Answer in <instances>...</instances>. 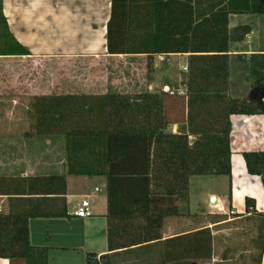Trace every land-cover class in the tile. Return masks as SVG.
<instances>
[{
	"label": "trees",
	"instance_id": "obj_1",
	"mask_svg": "<svg viewBox=\"0 0 264 264\" xmlns=\"http://www.w3.org/2000/svg\"><path fill=\"white\" fill-rule=\"evenodd\" d=\"M190 9L189 0H111L106 50L110 57L191 52L184 97L188 132L195 139L191 148L187 135L175 139L163 132V98L148 91L133 95L116 90L99 94L51 91L37 96L31 105L30 116L33 108L37 113L32 126L37 135L53 133L56 126L52 125L56 122L67 139L69 158L71 154L77 158L86 172L90 157L107 167L110 215L113 206L126 203L137 207L122 213L125 216L150 218L171 214L165 199L152 189L155 180L170 182L168 175H175L186 186L190 175L229 178L230 116L264 113L257 99L237 100L228 93L226 14H212L207 29H191ZM247 10L244 5L238 9ZM29 54L18 44L4 42L0 46V56ZM263 75H257L260 87L264 85ZM243 157L248 172L264 181V152H244ZM0 194L24 192L0 179ZM251 202L254 209V201L246 198L247 207ZM157 204L164 206L157 208ZM65 214L64 209L55 211L42 206L38 199L21 200L15 209L0 214V257L24 264H45L46 249L32 247L28 242V220ZM185 240L176 238L160 244L159 264L176 263L178 251L184 256L210 257L208 229L196 231ZM109 243L111 247L118 245L111 237ZM140 248L149 250L154 245L148 243Z\"/></svg>",
	"mask_w": 264,
	"mask_h": 264
},
{
	"label": "crops",
	"instance_id": "obj_2",
	"mask_svg": "<svg viewBox=\"0 0 264 264\" xmlns=\"http://www.w3.org/2000/svg\"><path fill=\"white\" fill-rule=\"evenodd\" d=\"M189 1L192 16L191 29L194 27H199L201 30L207 29L208 18L212 14L219 12L226 14V28L229 33L227 54L230 65L228 93L234 97L244 94L245 99H249L246 96L258 99L256 103L264 110V85L260 87L256 82L257 75L261 76L264 73V0ZM35 3L37 5L39 2ZM33 4V0H0V46L1 38H3V41L7 39L5 42L12 45L18 44L30 53L29 55L0 56V60L32 59V48L24 42L21 31L27 30L38 22L36 18H33ZM241 5L246 6L248 10L238 11ZM232 7L236 10H232ZM38 8L40 15L63 14L74 17L80 14L90 15L91 12L94 16L97 10L94 2L83 6L59 7L57 4V6H38ZM90 9L92 11H89ZM70 16L69 18L72 19ZM94 23H92L93 26L97 28L96 21ZM10 32L15 34L16 39ZM38 54L46 58L91 56L90 53H67L64 50ZM190 54L191 52L168 55L180 57L179 67L183 72V68L188 66ZM234 68L240 70L237 77L232 70ZM184 73H187V69L182 74ZM232 79L234 81L231 82ZM182 81L186 88L187 77ZM163 87H168L175 94L170 95L163 90ZM185 90L181 88V85L169 81L162 82L157 78L151 81L148 93L161 96L165 102L176 98L185 102V94H183ZM99 93L105 92H95V94ZM261 95L263 98L259 100ZM185 110L187 115L186 106ZM229 119L231 156L230 177L226 176V188L220 191H206L201 187L197 189L203 185L204 177L213 176L190 175L187 186L183 185L181 179L179 180L175 175H168L171 179L168 183L155 180L152 189L158 196L165 199L167 205L171 207V214L150 218L122 215L137 207L130 203L113 206V215H110L107 167L90 157L89 169L86 172L77 158L72 154L69 158L68 151L66 152L63 146L59 145L66 139L64 136L51 134L31 136L30 131L25 129L24 135L20 136L21 140L15 138L11 140L15 143H25L24 152L10 151L7 154L0 152V175L12 176L7 177L10 178V186H17L24 192L23 195L0 194V214L8 213L15 209V205L21 200L28 199H38L42 206L55 211L65 210L64 216L37 217L28 220V242L32 247L46 249L45 264H103L104 261L111 264L118 258H121V264H126L131 258L128 256L147 250L140 246L153 243L154 248L161 247L160 244L165 240L176 238L185 240L187 236L203 229L211 230L215 243V233L220 235L217 240L223 239L221 235L228 230L227 228L232 227L233 223H238L237 221L251 216L264 219V181L261 176L248 172L243 157L244 152H264V113L234 114ZM162 127L164 133L174 135L175 139H178L176 137L180 135H187L188 146L191 148L193 136L188 132L186 120L181 123L177 120L167 122L163 118ZM31 138H36L41 143L39 153L33 154L32 145L28 140ZM54 141L56 142L55 150L52 146ZM6 159H8L7 162ZM213 197L216 198L215 204L211 203ZM246 198L254 201V209L251 206L252 202L247 207ZM83 200L90 202L91 214L87 217H77L74 212ZM162 206L164 205H155L157 208ZM225 215L234 216L227 218ZM148 224H151V227ZM262 231L264 232V227ZM109 237L118 245L111 247ZM128 238L133 240L125 244L117 242V240ZM146 239L151 241L145 242ZM215 249L213 244L212 263L217 261ZM263 261L264 248L260 264H263ZM0 264H24V262L0 257Z\"/></svg>",
	"mask_w": 264,
	"mask_h": 264
},
{
	"label": "rangeland",
	"instance_id": "obj_3",
	"mask_svg": "<svg viewBox=\"0 0 264 264\" xmlns=\"http://www.w3.org/2000/svg\"><path fill=\"white\" fill-rule=\"evenodd\" d=\"M37 1L39 3L36 5ZM33 2V18H36L38 22L34 23L32 27H28L27 30L21 31L24 42L32 48V59L0 60V152L4 154L10 151L24 152L25 143H15L11 140L14 138L21 140L20 136L24 135L25 129L30 131L31 136L37 135L32 128L37 113L33 108L32 116H30V108L36 102L37 96L49 94L51 91L55 93L68 91L95 93L116 90L133 95L148 91L151 81L157 78L162 82L169 81L186 89L182 79L185 80L187 73L182 74L184 71L182 72L179 67L181 61L178 56H169L168 54L153 57L145 55L108 56L105 22L110 15L111 0H33ZM74 2L75 4H73ZM93 2L97 9L94 16L91 15L92 12L90 15L80 14L77 17L63 14L58 15L60 17L46 16L40 15L38 8V6H57V4L59 7L83 6ZM47 17L48 20H46ZM94 21L97 23V28L93 26ZM10 33L16 39L15 34ZM1 39L2 43L7 41V39L4 41L3 38ZM59 50H64L67 53H90L91 56L87 58H67V56L65 58L51 56L46 58L38 54L41 52L56 53ZM158 56H163V60ZM166 58H169L170 61L167 62ZM232 70L237 74L236 77L239 76V69ZM234 80L232 79L231 82ZM232 98L242 100L245 99V96L242 94V96H232ZM246 98H250V96H246ZM262 98L263 95L259 100ZM163 105L166 113L165 117H162V122L163 118L167 122L177 120L181 123L186 120L184 101L176 98L164 101ZM55 123L52 126H56V129L51 135L65 137L63 129L59 130ZM28 140L32 145L33 154L39 153L41 143L38 139ZM59 145L63 146L66 152L68 151L67 139L61 141ZM52 146L55 147V150V141L52 142ZM7 177L12 176L0 175V179L9 181L10 178ZM226 186V176L220 175L204 177L203 185L197 189L201 187L206 191H220L224 190ZM228 216L234 215H225L227 218ZM237 222L233 223V226L227 228L228 230L221 235L224 237L223 239L217 240L220 235L215 233V243L213 234L208 229L211 234L209 258L194 257L188 254L184 256L178 251V261L174 264H260L264 248V232L262 231L264 219L251 216ZM78 225L81 226L80 223ZM148 225L151 227V224ZM132 240V238H128L117 240V242L125 244ZM213 244L216 248L217 261L212 263ZM161 252V247L137 252L128 256L131 258L126 264H159ZM111 264H121V258L114 260Z\"/></svg>",
	"mask_w": 264,
	"mask_h": 264
},
{
	"label": "built area",
	"instance_id": "obj_4",
	"mask_svg": "<svg viewBox=\"0 0 264 264\" xmlns=\"http://www.w3.org/2000/svg\"><path fill=\"white\" fill-rule=\"evenodd\" d=\"M168 57V56H167ZM159 59L163 60V56H158ZM167 62H169V58H166ZM184 71H186V67L183 68ZM163 90L169 93L170 95H174L175 92L172 90H169L168 87H163ZM183 94H186V90L183 92ZM90 208V202L88 200H83L80 204V206L77 208V210L74 212V215L77 217H87L90 216L91 211Z\"/></svg>",
	"mask_w": 264,
	"mask_h": 264
},
{
	"label": "water",
	"instance_id": "obj_5",
	"mask_svg": "<svg viewBox=\"0 0 264 264\" xmlns=\"http://www.w3.org/2000/svg\"><path fill=\"white\" fill-rule=\"evenodd\" d=\"M211 203H212V204H215V203H216V198H215V197H213V198L211 199Z\"/></svg>",
	"mask_w": 264,
	"mask_h": 264
}]
</instances>
